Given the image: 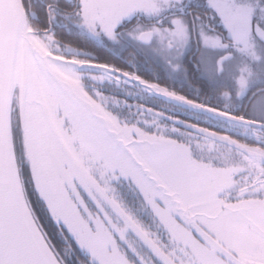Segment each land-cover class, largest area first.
<instances>
[{"label": "snow or ice", "instance_id": "1", "mask_svg": "<svg viewBox=\"0 0 264 264\" xmlns=\"http://www.w3.org/2000/svg\"><path fill=\"white\" fill-rule=\"evenodd\" d=\"M0 264H264V0H0Z\"/></svg>", "mask_w": 264, "mask_h": 264}]
</instances>
